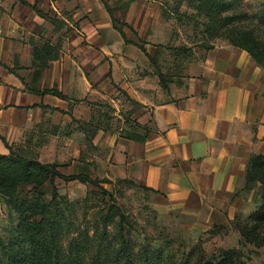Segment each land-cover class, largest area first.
Masks as SVG:
<instances>
[{
  "label": "crops",
  "instance_id": "1",
  "mask_svg": "<svg viewBox=\"0 0 264 264\" xmlns=\"http://www.w3.org/2000/svg\"><path fill=\"white\" fill-rule=\"evenodd\" d=\"M22 1L0 0V136L8 147L25 149L43 135V147L50 138L75 144L79 159L87 145L86 162L102 178L151 189L192 218L230 222L252 208L239 192L250 158L264 156V70L245 51L217 46L166 72L161 86L157 45L174 42L175 26L165 7ZM52 89L64 98L42 93ZM249 264H264V249Z\"/></svg>",
  "mask_w": 264,
  "mask_h": 264
},
{
  "label": "rangeland",
  "instance_id": "2",
  "mask_svg": "<svg viewBox=\"0 0 264 264\" xmlns=\"http://www.w3.org/2000/svg\"><path fill=\"white\" fill-rule=\"evenodd\" d=\"M147 1L146 3L160 4L169 10L175 24L172 30L174 42L167 46L157 45L159 51L156 53L155 62L159 70H165V73L160 74L164 83L168 82L166 72H181L180 67L188 59L193 56L203 58L206 52L217 46L230 45L229 38L238 34L251 36L264 50V23L260 20L264 0H241L232 9L221 14L230 17L231 22L223 29L216 30L211 27L210 31H206L208 19L196 10L197 0ZM20 2L25 3L22 0ZM50 21L58 32L62 29L60 35L64 38L73 31L71 28L64 29V23L59 20ZM57 22L62 26L56 24ZM44 63L43 66L46 67L47 62ZM40 78L41 72H34L33 81L40 82ZM44 145L43 147V135H38L33 143L25 149L21 148L20 153L23 157L42 164H58V170L65 176L83 174L97 183L93 186L80 181L64 182L60 179H55L53 183L58 201L52 221L59 224L60 234L66 240L78 234L88 237L91 241V255L109 254L116 250L118 234L129 239L135 250L141 246L160 250L165 264L180 261L203 264L226 250L240 254L234 264H249L257 251L264 249L245 244L240 236L242 228L252 225L248 220L249 216L259 206L260 191L257 184L239 192V196L250 198L253 205L250 210L236 214L230 222H223L215 215L211 221H207V215L197 219L181 214L178 208L168 207L155 193L123 181L102 178L86 162L87 145L83 151L85 158L79 159L71 155L75 144L50 138ZM73 164L76 165L74 169ZM30 189L31 187L20 188V196L26 195ZM51 190L50 184L44 185L46 203L51 200ZM13 221L14 215L0 198L2 242L7 241L9 226ZM258 233L260 237L264 236V225L260 226Z\"/></svg>",
  "mask_w": 264,
  "mask_h": 264
},
{
  "label": "trees",
  "instance_id": "3",
  "mask_svg": "<svg viewBox=\"0 0 264 264\" xmlns=\"http://www.w3.org/2000/svg\"><path fill=\"white\" fill-rule=\"evenodd\" d=\"M241 0H197L196 10L208 19L206 31L212 28L223 29L231 22L230 17L221 16L232 9ZM264 23V10L260 16ZM230 45L245 51L249 57L264 69V50L251 36L238 34L229 38ZM262 48V49H261ZM36 54V52H35ZM160 84L165 86L161 76ZM42 93L64 98L57 90H44ZM0 140L8 149V154L0 156V198H2L14 215V221L9 226L6 242L0 240V264H165L160 250L141 246L137 250L131 241L118 234L116 250L109 254L95 253L91 255V241L88 237L78 234L66 240L60 234V226L52 221L56 210L58 195L54 180L64 182L80 181L96 186V181L83 174L65 176L56 163H41L23 157L20 149L15 151L8 147L4 139ZM123 182L137 186L151 193H156L144 186H138L127 180ZM50 184L51 200H44L43 187ZM252 184H257L260 191V202L256 210L250 214V227L242 228L240 236L243 242L254 248H264V236L260 237L258 230L264 225V156L250 158L247 166L246 183L242 191ZM31 187L30 191L20 196L19 189ZM233 250L222 251L203 264H234L239 258ZM175 264H187L180 261Z\"/></svg>",
  "mask_w": 264,
  "mask_h": 264
}]
</instances>
